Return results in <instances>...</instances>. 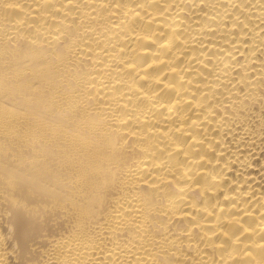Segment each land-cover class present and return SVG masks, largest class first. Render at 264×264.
Returning <instances> with one entry per match:
<instances>
[{
  "label": "bare ground",
  "instance_id": "bare-ground-1",
  "mask_svg": "<svg viewBox=\"0 0 264 264\" xmlns=\"http://www.w3.org/2000/svg\"><path fill=\"white\" fill-rule=\"evenodd\" d=\"M262 8L0 0V237L40 264H262L264 93L225 107L264 73Z\"/></svg>",
  "mask_w": 264,
  "mask_h": 264
},
{
  "label": "clouds",
  "instance_id": "clouds-1",
  "mask_svg": "<svg viewBox=\"0 0 264 264\" xmlns=\"http://www.w3.org/2000/svg\"><path fill=\"white\" fill-rule=\"evenodd\" d=\"M264 11V8L261 9ZM54 39H59L58 36H54ZM83 53V49L69 47L65 53V59L67 60L70 67L75 66L78 60H80V54ZM82 62V61H81ZM264 93V73L261 74L259 80L253 79L251 81H246L244 86V92L235 93L239 99L232 100L231 103L226 104L225 107L233 108L235 105L243 104L246 100H249L259 94ZM150 179V178H149ZM123 183L124 180L120 179ZM154 183V181H152ZM157 183V182H156ZM161 184L164 182L161 181ZM148 187L144 184L143 179L137 178L135 181V188ZM101 209H97L100 211ZM11 215V213H10ZM144 213L138 214L137 224L142 220ZM40 264V254L38 250L32 247L30 244L22 242L18 238L17 232L15 230V225L9 228L8 235L6 237H0V264ZM234 264H241V261L237 259ZM264 264V262H262Z\"/></svg>",
  "mask_w": 264,
  "mask_h": 264
}]
</instances>
